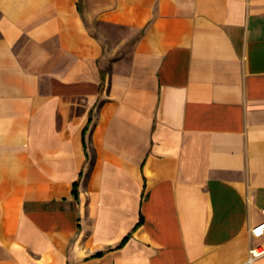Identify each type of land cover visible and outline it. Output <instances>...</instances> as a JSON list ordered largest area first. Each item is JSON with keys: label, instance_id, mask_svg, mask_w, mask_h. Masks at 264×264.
Here are the masks:
<instances>
[{"label": "crops", "instance_id": "1", "mask_svg": "<svg viewBox=\"0 0 264 264\" xmlns=\"http://www.w3.org/2000/svg\"><path fill=\"white\" fill-rule=\"evenodd\" d=\"M262 209L264 0H0V264H264Z\"/></svg>", "mask_w": 264, "mask_h": 264}, {"label": "built area", "instance_id": "2", "mask_svg": "<svg viewBox=\"0 0 264 264\" xmlns=\"http://www.w3.org/2000/svg\"><path fill=\"white\" fill-rule=\"evenodd\" d=\"M262 213L264 214V209H262ZM251 234L253 237H260L264 234V220L257 223L255 226L251 228ZM264 254V248L255 247L250 250V259L261 256Z\"/></svg>", "mask_w": 264, "mask_h": 264}, {"label": "trees", "instance_id": "3", "mask_svg": "<svg viewBox=\"0 0 264 264\" xmlns=\"http://www.w3.org/2000/svg\"><path fill=\"white\" fill-rule=\"evenodd\" d=\"M103 73H102V79H103ZM85 130L86 129H84V133H85ZM77 186H78V182L76 181L75 183H74V188H73V194H74V196L77 198Z\"/></svg>", "mask_w": 264, "mask_h": 264}]
</instances>
